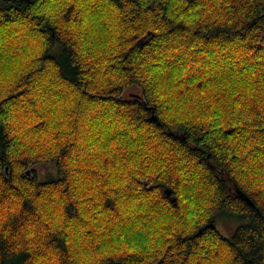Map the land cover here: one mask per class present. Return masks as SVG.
Returning a JSON list of instances; mask_svg holds the SVG:
<instances>
[{
  "label": "clouds",
  "instance_id": "1",
  "mask_svg": "<svg viewBox=\"0 0 264 264\" xmlns=\"http://www.w3.org/2000/svg\"><path fill=\"white\" fill-rule=\"evenodd\" d=\"M0 264H264V0H0Z\"/></svg>",
  "mask_w": 264,
  "mask_h": 264
}]
</instances>
